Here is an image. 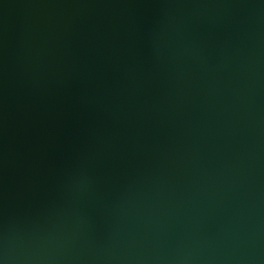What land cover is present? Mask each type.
I'll use <instances>...</instances> for the list:
<instances>
[{
	"label": "water",
	"instance_id": "95a60500",
	"mask_svg": "<svg viewBox=\"0 0 264 264\" xmlns=\"http://www.w3.org/2000/svg\"><path fill=\"white\" fill-rule=\"evenodd\" d=\"M0 264H264V0H0Z\"/></svg>",
	"mask_w": 264,
	"mask_h": 264
}]
</instances>
